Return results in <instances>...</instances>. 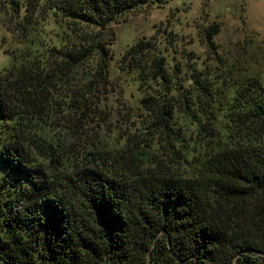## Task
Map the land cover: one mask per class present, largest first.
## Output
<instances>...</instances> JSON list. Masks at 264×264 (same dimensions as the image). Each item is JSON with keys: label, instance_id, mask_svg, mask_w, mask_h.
I'll return each mask as SVG.
<instances>
[{"label": "trees", "instance_id": "trees-1", "mask_svg": "<svg viewBox=\"0 0 264 264\" xmlns=\"http://www.w3.org/2000/svg\"><path fill=\"white\" fill-rule=\"evenodd\" d=\"M169 1L0 0L27 45L0 70V264H264L262 82L216 22L202 55L141 37L115 61L113 24ZM118 75L138 93L125 141L87 149Z\"/></svg>", "mask_w": 264, "mask_h": 264}, {"label": "rangeland", "instance_id": "rangeland-1", "mask_svg": "<svg viewBox=\"0 0 264 264\" xmlns=\"http://www.w3.org/2000/svg\"><path fill=\"white\" fill-rule=\"evenodd\" d=\"M6 12L0 6V70L10 67L13 63L12 55L19 57L27 47L15 41L5 27V23H8ZM212 22L219 25L213 40L220 53L229 62L237 60L238 65L243 67V75L258 77L264 86V0H170L160 7H143L113 24L116 38L111 48L115 61L128 45L141 37L160 39L161 47H164L162 54L170 63L176 59L182 60L181 56H185L175 50L197 51L202 55L204 48L200 30ZM48 29L53 32L55 24L49 23ZM41 34L46 37L45 34L49 33L45 28ZM171 37L176 44L174 49L169 43L172 42ZM118 80L122 85L126 83L124 91L116 89L106 96L102 104L106 106L102 107L100 114L104 122L101 127L97 124L99 122H89L81 129L78 139L81 146L118 154L120 145L125 141L127 118H134L130 112L126 119V116L122 118L123 112H126L128 104H134L136 97L133 94L138 95L134 85H128L126 81L123 83L121 76ZM57 107L61 109L60 104ZM56 118L59 123L60 119Z\"/></svg>", "mask_w": 264, "mask_h": 264}]
</instances>
